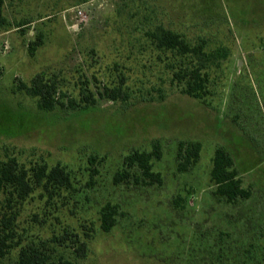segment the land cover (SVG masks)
Segmentation results:
<instances>
[{
  "label": "rangeland",
  "instance_id": "1",
  "mask_svg": "<svg viewBox=\"0 0 264 264\" xmlns=\"http://www.w3.org/2000/svg\"><path fill=\"white\" fill-rule=\"evenodd\" d=\"M4 17L0 160L15 156L27 169L59 163L73 184L53 198L35 187L16 206L22 246H38L49 264H264V0H5ZM160 27L227 57L164 53L150 36ZM39 35L43 45L31 57L28 45ZM200 64L205 99L172 81ZM38 73L58 83L64 107L43 111L26 92ZM116 87L127 99L107 96ZM193 141L202 144L200 157L179 171L178 144ZM155 142L163 184H115L124 158ZM220 146L250 199L230 204L214 195ZM108 202L122 215L105 233L100 211ZM20 250L0 264H17Z\"/></svg>",
  "mask_w": 264,
  "mask_h": 264
},
{
  "label": "trees",
  "instance_id": "2",
  "mask_svg": "<svg viewBox=\"0 0 264 264\" xmlns=\"http://www.w3.org/2000/svg\"><path fill=\"white\" fill-rule=\"evenodd\" d=\"M5 0H0V28L5 24L4 17ZM150 36L157 49L174 55H180L187 59L193 56L198 59L226 58L227 52L219 48L214 53H205V41L198 46H191L185 38L176 31L163 27L157 28ZM43 45V36L39 35L35 41L28 45V52L34 57L38 49ZM204 65L191 69L180 70L174 73V79L178 84H184L183 92L197 99H205L208 94V74L203 72ZM1 74V71H0ZM26 92L39 99L38 106L41 110L50 112L58 106L64 107L65 103L60 98L58 83L53 78H47L44 73H38L30 84H23ZM107 96L115 101L119 98L127 99L121 88L107 89ZM88 100V99H87ZM89 101V100H88ZM70 105L76 106L73 101ZM202 150V144L197 141L180 142L178 144V169L187 171L197 163ZM163 157L162 146L155 142L151 151H135L124 158V168L114 175V183L134 182L136 185L161 186L163 177L154 168L155 160ZM137 170V172H136ZM210 180L215 187L214 195L224 198L230 204H237L240 200L250 199L252 192L243 186L236 163L229 151L220 146L214 152L213 166L210 172ZM35 187H42L51 198L58 190H70L73 188L72 177L67 168L59 163L54 166L41 164L32 169L23 166L17 157L10 156L0 160V259L4 258L12 248L21 246L17 264H49L50 257L34 244L21 245L22 241L16 239V223L18 219L16 206L26 200L34 192ZM175 204L179 202L175 200ZM120 205L108 202L100 211L101 227L105 233H109L116 226L117 219L122 215ZM87 244L81 242L77 247L79 258H85ZM65 264H73L65 261Z\"/></svg>",
  "mask_w": 264,
  "mask_h": 264
},
{
  "label": "water",
  "instance_id": "3",
  "mask_svg": "<svg viewBox=\"0 0 264 264\" xmlns=\"http://www.w3.org/2000/svg\"><path fill=\"white\" fill-rule=\"evenodd\" d=\"M239 62H240V64H242L243 61H239Z\"/></svg>",
  "mask_w": 264,
  "mask_h": 264
},
{
  "label": "built area",
  "instance_id": "4",
  "mask_svg": "<svg viewBox=\"0 0 264 264\" xmlns=\"http://www.w3.org/2000/svg\"><path fill=\"white\" fill-rule=\"evenodd\" d=\"M82 15V13H80Z\"/></svg>",
  "mask_w": 264,
  "mask_h": 264
}]
</instances>
